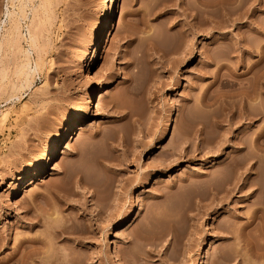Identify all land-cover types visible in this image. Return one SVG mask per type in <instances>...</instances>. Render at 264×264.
Returning a JSON list of instances; mask_svg holds the SVG:
<instances>
[{"label": "rangeland", "instance_id": "rangeland-1", "mask_svg": "<svg viewBox=\"0 0 264 264\" xmlns=\"http://www.w3.org/2000/svg\"><path fill=\"white\" fill-rule=\"evenodd\" d=\"M230 1L117 0L94 57L101 0H0V264H264V0ZM94 73L113 83L29 184Z\"/></svg>", "mask_w": 264, "mask_h": 264}, {"label": "bare ground", "instance_id": "bare-ground-1", "mask_svg": "<svg viewBox=\"0 0 264 264\" xmlns=\"http://www.w3.org/2000/svg\"><path fill=\"white\" fill-rule=\"evenodd\" d=\"M233 1H235V0H233ZM116 2H117V0H101V3L103 4V6H102V9H101L100 14H99V21L102 22L103 28H102V32H101V37H99V39H98V41L96 43L97 45H96V47L94 49V55H93L94 57H97V56L100 55V49L102 48L103 43L106 42V41H108L109 38H110V36H111V34H112V27H114V13H115V5H116ZM204 2H205L204 5L206 4L205 7L206 6H212L213 3H215L214 0H204ZM216 2H217V0H216ZM18 9L20 11V4L18 6ZM206 9H204V10H205L207 16L209 17V18L207 17L206 19H210V16H212V17L214 16V15H211V12H210L213 9H211V8H210L211 10H208V8H206ZM14 13H15V11H14ZM14 13L7 10V13H6L7 18L10 19V17L12 16L11 14L14 15ZM212 13H214V12H212ZM18 14H16V15H18ZM8 16H10V17H8ZM19 18H17L18 20H15L16 23H14L15 21L13 22L14 29L13 28H11V29H13L14 32L17 31V29L19 28V20H20ZM4 22H5V20L3 19L1 21V24H4ZM13 24H12V26H13ZM13 30L12 31L10 30L12 32V34H13ZM6 34H7V32H6ZM6 34L5 35L4 34L0 35V52H2L1 51L2 46L6 42H8L9 39H10V38H7ZM16 35H17V33H16ZM31 43H32V40H31ZM24 55H25V60L26 61L23 62V64H21V65H22V67H24V69H27V70H25V75L33 74L37 70V63L35 62L33 66L30 65L29 58H28V51L25 50ZM0 62H2L1 59H0ZM85 62H86L85 64H87V60H85ZM25 78H27V77L25 76ZM92 79H93V82L95 84L86 93V97H85V101H84L85 111L83 112V114L81 116L71 118V119L65 121L64 123L59 124L56 127V129H54V132L52 134L51 140L42 147L41 152H40L41 154H40L39 159L37 160V162L34 165V167L30 170V172L25 176V179L27 180V182L29 184L35 182L36 180H38L42 175H44L47 172L48 167H49L52 159L54 158V155H55L56 151H58L59 147L63 144L64 140L66 138H69L70 136H72L73 133H74V131L76 130V128H78L80 126H83L84 124H86V123L89 122V120H90V118H91V116L93 114V106H94L93 102H94V94H95V92H99L101 90H104L105 88H108L113 83V81H111V80H108L105 83H101L100 82V76L98 75V73H94ZM249 112H250V110H249ZM174 115H175V112L174 111H171L169 113V117H168V120H167L166 126H165L166 132H165V135H164L163 140H166L168 138V136H169V132H170V129L172 127V119L174 118ZM248 115H249V113H248ZM238 150H242V147H239ZM240 162H238V161L231 162V163H233L232 165L235 166V170H236V173H237V177L239 179L241 178V182L239 183L238 182V179L236 177L237 181L236 182H233V184H232L233 185L232 188H234V189H235V187L237 185H238V188L239 189H242L244 187L246 188V186L249 187L250 185L253 186L252 183L255 182L254 181L255 178H254V176L252 174H255L256 172L253 173L252 172L253 169L250 168L251 166L254 165V163H250L251 165L249 166V168L251 170L248 169L247 167H245L244 170L243 171L241 170V172H240V171H237V170H239L238 168L239 167L241 168L242 164L244 163V162L243 163H240ZM230 166H231V164H230ZM16 179H18V181L16 180L17 182L15 183V186L13 187V189L10 192V198L11 199H14V200L18 196V194H19V192L21 190V183L24 180V177H22V176L21 177L16 176ZM254 192H255V189H253L250 192V195L255 194ZM135 209H136V205L135 204L130 205L128 207V209L126 210V212L121 213V214H118L114 219H112L109 222V223H111L109 225V228H111V227H113L115 225H118L121 222H123L129 215H132L135 212ZM262 209L263 208L260 207V206L259 207L258 206H255V209H254V212L255 213L254 214L252 213L253 215L249 218L250 221L255 218L257 211H262ZM32 249H33V247H32Z\"/></svg>", "mask_w": 264, "mask_h": 264}]
</instances>
